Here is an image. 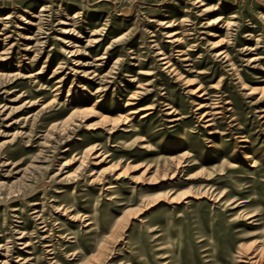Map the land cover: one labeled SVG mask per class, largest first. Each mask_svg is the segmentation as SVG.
<instances>
[{
	"label": "rangeland",
	"instance_id": "1",
	"mask_svg": "<svg viewBox=\"0 0 264 264\" xmlns=\"http://www.w3.org/2000/svg\"><path fill=\"white\" fill-rule=\"evenodd\" d=\"M0 264H264V0H0Z\"/></svg>",
	"mask_w": 264,
	"mask_h": 264
},
{
	"label": "bare ground",
	"instance_id": "2",
	"mask_svg": "<svg viewBox=\"0 0 264 264\" xmlns=\"http://www.w3.org/2000/svg\"><path fill=\"white\" fill-rule=\"evenodd\" d=\"M222 19L221 18H217L215 21H212L213 23L214 22H219V21H221ZM169 26V25H168ZM179 32L178 31H175V32H173V33H171V35H169L170 37H172V38H174V41H178L179 40V37H177V34H178ZM181 41V40H180ZM159 54H161V55H163L162 57H161V60H163V64H168V66H170L171 64H170V62H171V60L169 59V57H167L166 56V53H163V52H159ZM218 55L217 56H221L222 54H225L224 55V57H226L227 56V54L225 53V52H219V53H217ZM140 73L139 74H142L143 75V72H142V70H140L139 71ZM146 74H150V73H146ZM136 78V77H135ZM200 87H197L196 89H194L193 91L196 93H199L202 89H199ZM200 96H202V95H200ZM140 102V101H139ZM135 104H138L136 101H129L126 105L127 106H130V107H133V106H135ZM165 105H168L166 108H170L171 106H170V104L168 103V104H165ZM49 105L48 104H46V105H43L42 107H48ZM144 107H142V108H140V109H143ZM200 108H202V105H199L198 106V109H200ZM128 111L129 110H131V108L129 109V107H128V109H127ZM78 112H81V110L79 109V108H76L75 110H74V112L67 118V119H65V120H63L62 122H57V123H55L54 125L52 124L51 125V127L52 128H54V129H56V128H58L59 126L60 127H64L66 124H68L69 123V121H70V119L71 118H73V116H74V113H78ZM136 112V111H135ZM59 125V126H58ZM107 130H112V127H110L109 129H107ZM98 145L99 144H97V143H94V144H92L90 147H88L87 149H86V151L85 152H91L92 154H93V157H94V159H96L95 161H96V164H99V163H101V162H104V161H107V159H108V157H110V155H107V154H105V153H102V152H99V151H97L98 149H97V147H98ZM184 145H185V139H182L181 141H179V142H171L167 147H166V149H168V150H170V149H173V148H175V149H177V150H182L183 149V147H184ZM228 150H226V152H227ZM231 150L229 149V153H231V155L234 157V158H236V155H235V153L234 152H230ZM253 157V155L251 154V153H247V155L245 156V159L246 160H248V159H250V158H252ZM184 158V157H183ZM182 159V158H181ZM181 159H180V162H179V164H183L182 163V161H181ZM82 162V161H81ZM184 162V161H183ZM119 163H121V161L119 162ZM65 164H67V163H65ZM129 164L130 163H128V165L126 164V165H124V164H122L123 166H122V168L123 167H125V168H128V166H129ZM253 165H251V167H252ZM93 171L95 170L94 168L92 169ZM117 170H120V169H117ZM93 173V176H95L94 178H93V180H95L97 177H99V176H102V174L104 173V171H102V170H96V171H94V172H92ZM118 172H116V174H117ZM120 175V173H118L117 174V176H119ZM101 180H102V182L103 183H100L101 184V186H106V185H111V183L110 182H108L107 180L108 179H106V177L103 175V177L101 178ZM107 188H109V189H111L110 188V186H108ZM64 211L66 210V209H63ZM71 212H74L73 210H71ZM77 212V213H76ZM75 213L77 214V215H79L78 213H80L81 211L80 210H77ZM80 216H81V213H80ZM83 216V215H82ZM40 219H42V217H40ZM43 220V219H42ZM42 223H45L44 221L42 222ZM43 227H45V226H43ZM46 246H50V245H46ZM50 250H52V249H50ZM49 251V250H48Z\"/></svg>",
	"mask_w": 264,
	"mask_h": 264
}]
</instances>
